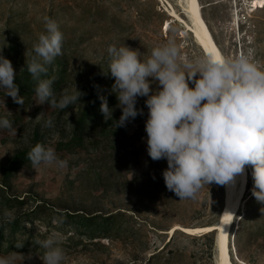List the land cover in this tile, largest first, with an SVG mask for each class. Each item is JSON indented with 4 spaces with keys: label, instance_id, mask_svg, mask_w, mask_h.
Returning a JSON list of instances; mask_svg holds the SVG:
<instances>
[{
    "label": "rangeland",
    "instance_id": "1",
    "mask_svg": "<svg viewBox=\"0 0 264 264\" xmlns=\"http://www.w3.org/2000/svg\"><path fill=\"white\" fill-rule=\"evenodd\" d=\"M198 1L221 53L229 57L238 54L236 35L229 29L232 23H238L236 14L230 15L229 23L231 0ZM234 4L238 6L237 0ZM168 6L180 14V0H0V56L6 48L5 34L11 13L14 19L10 27L15 28L18 47L11 64L15 76L31 54L38 35L45 32L43 18L54 21L62 33L60 56L65 60L68 74V82L53 94L59 99L62 94H71L74 87L79 91L88 86L99 69L108 67L109 44L136 49L144 59L152 47L174 39L182 55L201 54L191 35L169 17L165 10ZM249 17L252 27L249 26L245 35L249 44L240 36V52L248 54L264 69V8ZM166 19L171 22L164 30L161 24ZM150 90H158V85L151 83ZM27 92L21 96L23 104L18 105L0 90V117L7 118L16 129L15 135L8 129H0V183L7 161L35 142L53 148L57 157L67 164L64 168L44 164L33 168L29 161L25 162L0 189V222L6 221L3 213L7 210L14 218L23 215L20 222L27 229L23 235H16L22 246L9 249L3 245L0 257H13L12 264H42L45 249L37 241L52 237L54 246L64 253L62 264H216L215 232H187L180 227L216 223L222 207V185L209 183L192 198L183 200L166 190L161 176L166 161H153L146 154L143 125L147 111L142 117L130 118L107 136L98 135V130L88 131L84 147L66 152L56 150L55 143L70 138L76 109L72 105L58 110L46 102L36 104L34 92ZM144 99L136 98L134 106L139 108V113ZM116 103L109 107L111 114L120 111ZM49 118L52 124L45 127L44 122ZM246 171L251 188V165H246ZM3 195L12 198L10 204L2 201ZM17 199L21 203H16ZM39 203L48 209L100 215L120 211L122 216L111 238L89 240L72 229H67L70 232L66 234L46 226L48 211L40 212L37 218L27 214ZM260 209L255 199L245 202L243 198L241 207L235 210L229 232L239 229L236 237L230 238L228 251L233 249L232 254L241 264H264V215ZM243 211L246 217L239 223L237 214ZM28 222L33 224L32 229ZM77 239L81 244H75ZM156 251L158 256L146 262Z\"/></svg>",
    "mask_w": 264,
    "mask_h": 264
},
{
    "label": "clouds",
    "instance_id": "2",
    "mask_svg": "<svg viewBox=\"0 0 264 264\" xmlns=\"http://www.w3.org/2000/svg\"><path fill=\"white\" fill-rule=\"evenodd\" d=\"M43 21L45 32L32 45L35 56L27 64V72L37 80L36 104L46 102L49 107L64 110L77 103L82 93L74 87L71 94L57 99L52 80L39 79L46 72L45 65L61 54L62 43L57 24L48 17ZM106 52L107 73L113 78L110 91L115 94V107L120 109L113 127H123L127 120L135 118L140 111L134 107L136 98L145 97L146 154L153 161H166L161 172L166 190L179 200L190 199L209 183H232L245 165H251V196L264 203V69L245 53L229 57L209 50L194 56L182 55L174 39L152 47L144 59L138 50L126 46L109 44ZM14 77L9 60L0 56V90L22 105ZM153 82L158 90H150ZM98 99L99 112L104 120H110L112 109L106 98ZM51 124V118L44 122L45 127ZM0 129H8L12 135L16 132L4 117H0ZM26 159L33 168L39 164L64 168L67 164L53 148L40 143L30 148ZM260 212L264 215V208ZM3 217L9 223L14 220L7 210ZM37 243L45 249L42 264H62L64 253L54 246V238ZM12 259L0 257V264H12Z\"/></svg>",
    "mask_w": 264,
    "mask_h": 264
},
{
    "label": "trees",
    "instance_id": "3",
    "mask_svg": "<svg viewBox=\"0 0 264 264\" xmlns=\"http://www.w3.org/2000/svg\"><path fill=\"white\" fill-rule=\"evenodd\" d=\"M14 15H10L8 19V26L6 28V48L3 50V56L7 60H9L10 64H12V60L16 58V54L18 53V47L16 44V32L15 28H11L10 24L12 23ZM35 56L32 51L28 56L26 62L23 64L20 73L14 77V83L18 87V95L22 96L25 92H34V88L37 84V80H34L32 76L27 72V64L31 61V59ZM38 59V58H37ZM46 72L41 74L39 79H51L52 84V92L53 94L59 89V87L65 85L68 80V74L65 66V60L62 56L58 55L52 59V61L45 65ZM98 75L92 80L88 86L80 89L79 92L82 93L81 96L78 97V102L73 104L72 106L76 109L75 117L72 119V125L70 130V138L66 141H59L55 143V149L60 151L70 152L71 150H75L77 148H82L85 146L84 136L88 131L98 130V135L107 136L111 132H116L120 127H113L114 121L118 119L120 116V111L111 114L110 120H104L102 114L99 112V104L100 100L98 96H104L107 100V105L110 107L113 105L115 100V94L110 91L111 85L113 83V78L110 74L107 73L108 67L104 65ZM27 92V93H28ZM136 109L138 107L134 106ZM142 110L141 113L136 115V118L144 116V112L147 111L144 103L140 107ZM126 123V122H125ZM36 143L32 144L29 148L24 149L18 153H16L9 161H7V165L3 170V175L1 178L0 189L2 191L3 186L8 184V180L10 176L25 162H28L26 159V153L30 150L32 146ZM42 146L47 148L45 144L40 143ZM250 179L247 177L246 181V190L243 194L244 201L247 202L249 199H254L250 193ZM2 201L4 203L10 204L12 198L6 195L2 196ZM16 203H21L20 199L15 200ZM257 206L260 208H264V203H259L256 201ZM47 205L43 203L36 204L32 209H30L27 214L33 216L34 218L38 217V214L43 211L47 212L48 221L45 223L46 226H49L52 230H55L59 233L68 234L70 231L67 229H72L79 236L87 237L89 240H94L97 238H111L119 228V219L122 216L120 211L108 213L106 215H100L99 213H88L80 210H66V209H48ZM26 215V214H24ZM20 217H15L11 223L7 221L0 222V249L3 245L7 246V248H16L15 245L20 243L17 242V233L23 235L27 229L26 224L21 221ZM237 221L243 220L246 215L243 213L237 214ZM53 223H49V221ZM238 223V224H239ZM29 228H33V224L28 222L27 225ZM238 227L234 230L232 238L236 237L238 233ZM29 231V230H28ZM175 230L172 233L174 235ZM70 236V235H68ZM171 236V237H172ZM47 237L43 235V238ZM171 237L168 239V242L171 240ZM70 239V238H69ZM97 241H93L95 243ZM25 244V243H24ZM75 244H81L80 239L75 241ZM25 246V245H23ZM42 252V251H41ZM236 252V251H235ZM158 253L156 251L149 255V259L146 262L156 258ZM234 261V260H233ZM238 264L234 261L232 264Z\"/></svg>",
    "mask_w": 264,
    "mask_h": 264
},
{
    "label": "bare ground",
    "instance_id": "4",
    "mask_svg": "<svg viewBox=\"0 0 264 264\" xmlns=\"http://www.w3.org/2000/svg\"><path fill=\"white\" fill-rule=\"evenodd\" d=\"M245 2H243L244 4ZM261 0H252L251 7H263ZM200 3L198 0H180V11L178 14L171 6H168L165 10L172 20L180 23L182 29L187 31L192 38L193 42L198 46L202 53H206L211 50L217 54L223 55L216 45L212 34L201 14ZM182 15V16H180ZM171 20L166 19L161 24L163 29L166 30ZM203 49V50H202ZM247 178L246 165L241 174H237L234 177L232 183L225 184L222 199V207L218 214L217 221L213 225H207L202 227L187 228L180 227L183 231L200 232V231H213L215 232V259L216 264H232L231 259L228 256V243L232 237V232L229 233L231 223L235 210L241 207L243 193L245 189V181ZM222 188V189H223ZM238 223V222H237ZM171 232V231H170ZM234 260L238 263H242L236 255Z\"/></svg>",
    "mask_w": 264,
    "mask_h": 264
},
{
    "label": "built area",
    "instance_id": "5",
    "mask_svg": "<svg viewBox=\"0 0 264 264\" xmlns=\"http://www.w3.org/2000/svg\"><path fill=\"white\" fill-rule=\"evenodd\" d=\"M232 5H230V14H229V23L232 22V20H230V15L231 14H236L238 17V23H236L235 25L232 26L230 25L229 29H231L233 31V33L236 35V40H237V45L238 47V51L240 52V36H244V40L246 42V44H249V41L247 40L248 38L245 36L247 35V30L250 28L249 26V20L251 19V17H249V15H252V13H254L256 10H260L263 9V7H251L252 6V0H237V5L236 6L234 4V0H231ZM243 2H245V4H243ZM262 4L264 5V0H261ZM243 4V5H242ZM252 27V26H251ZM238 53V54H239Z\"/></svg>",
    "mask_w": 264,
    "mask_h": 264
},
{
    "label": "water",
    "instance_id": "6",
    "mask_svg": "<svg viewBox=\"0 0 264 264\" xmlns=\"http://www.w3.org/2000/svg\"><path fill=\"white\" fill-rule=\"evenodd\" d=\"M203 50V49H202ZM224 187V185H222V187L221 188H223ZM223 190H224V188H223ZM232 253H233V249H232ZM233 256H234V254H233Z\"/></svg>",
    "mask_w": 264,
    "mask_h": 264
},
{
    "label": "flooded vegetation",
    "instance_id": "7",
    "mask_svg": "<svg viewBox=\"0 0 264 264\" xmlns=\"http://www.w3.org/2000/svg\"><path fill=\"white\" fill-rule=\"evenodd\" d=\"M244 187H245V186H244ZM244 187H243V188H244ZM244 189H245V188H244ZM228 252H229V251H228ZM228 256H229V253H228ZM229 258L232 260V258H231L230 256H229ZM234 258H235V257H234Z\"/></svg>",
    "mask_w": 264,
    "mask_h": 264
},
{
    "label": "snow or ice",
    "instance_id": "8",
    "mask_svg": "<svg viewBox=\"0 0 264 264\" xmlns=\"http://www.w3.org/2000/svg\"><path fill=\"white\" fill-rule=\"evenodd\" d=\"M213 52H214V50H213Z\"/></svg>",
    "mask_w": 264,
    "mask_h": 264
}]
</instances>
